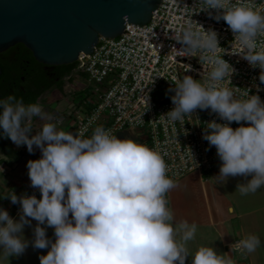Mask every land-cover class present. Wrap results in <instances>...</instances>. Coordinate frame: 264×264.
<instances>
[{
	"label": "clouds",
	"instance_id": "9594fccd",
	"mask_svg": "<svg viewBox=\"0 0 264 264\" xmlns=\"http://www.w3.org/2000/svg\"><path fill=\"white\" fill-rule=\"evenodd\" d=\"M203 9L223 10L215 16L223 19L235 37L246 47V59L259 67V80L264 83V46L257 50L255 39L264 35V14L252 0H200ZM184 47L181 51L200 50L213 65L204 82L185 75L171 81L175 107L166 115L183 122L194 110L211 109L228 123H207L203 139L215 146L222 161L218 177L252 176L238 184L241 195L255 193L264 186V102L259 95L237 99L221 82L235 71L218 56L219 42L215 31L194 30L191 25L175 35ZM180 52V51H179ZM259 90V86H257ZM44 121L35 135L33 121ZM56 117L36 103L25 104L14 95L0 98V128L17 146H34L42 156L27 163L35 195H10L19 203V221L0 209V246L6 255H20L28 247L23 238L25 225L32 218L35 249L50 247L39 257L40 264H233L231 257L218 254L211 246H200L194 254L187 244L195 238L198 225L182 220L174 223V213L167 207L166 194L176 187L167 175L161 153L146 143L119 139L103 126L86 137L87 126L73 132L57 128ZM248 122L233 128L231 122ZM210 130V131H209ZM71 214V216H70ZM54 228L55 241L46 235ZM179 237V238H178ZM261 245L256 235L240 241V246L253 253Z\"/></svg>",
	"mask_w": 264,
	"mask_h": 264
},
{
	"label": "built area",
	"instance_id": "2783aa9c",
	"mask_svg": "<svg viewBox=\"0 0 264 264\" xmlns=\"http://www.w3.org/2000/svg\"><path fill=\"white\" fill-rule=\"evenodd\" d=\"M254 7L264 14V0H252ZM200 0H161L148 22H126L117 37H100L91 53H81L75 61L74 73L86 74V85L91 87L89 109L73 111V133L87 126L86 137L93 129L103 126L112 135L122 131H138V143H146L161 153L167 165V175L173 181L191 171L209 173L218 161L217 149L203 139L207 123H228L211 109H196L183 122L172 121L166 115L175 105L171 97L175 87L173 77L182 80L192 76L201 83L213 65L200 50L181 51L175 35L182 34L189 25L201 33L215 31L219 46L218 56L235 71L221 82L237 99L245 95H259L264 102V83L261 69L244 59L247 50L227 23L215 16L223 10L203 9ZM257 50L264 46V35L255 39ZM180 51V52H179ZM259 86V90L257 88ZM164 94L158 97L160 91ZM248 122H231L234 129ZM210 131V130H209ZM40 194L31 187L26 194ZM22 207V206H21ZM239 246L238 244L236 245Z\"/></svg>",
	"mask_w": 264,
	"mask_h": 264
},
{
	"label": "crops",
	"instance_id": "0c3cea01",
	"mask_svg": "<svg viewBox=\"0 0 264 264\" xmlns=\"http://www.w3.org/2000/svg\"><path fill=\"white\" fill-rule=\"evenodd\" d=\"M73 74L75 76L80 75L78 73ZM76 85L78 90L68 98L73 103L72 107L70 106L64 112L58 109V100H45L50 92L58 88L56 85L46 91L45 98L38 101L46 111L55 115V122H57V128L59 130L73 132L75 126L73 111L81 106L79 104L80 95L77 96V94L84 90H90L91 88L86 85V79H78ZM88 102V104H83V110L91 107L92 101L89 100ZM43 123L44 121H39L38 118L34 119L32 125L34 129L31 135H35L37 132L36 129H39ZM140 137L138 131H127L123 134L120 133L117 138L132 139L138 142ZM12 144L14 148L21 151V156L18 160H15L4 153L0 154V209L8 211L10 217L19 221L21 205L19 203L13 204L10 195L14 193L19 198L30 191L32 186L28 175L29 169L27 168V163L30 160L40 159L42 153L35 146L34 151L29 153L26 145L17 146L14 142ZM221 164L222 161L219 159L216 167L209 173L191 171L180 179L175 180L176 187L166 194L167 207L173 211L174 221L177 220L180 222L186 220L188 216L194 217V221L199 226L198 232L201 237V246H211L218 254H225L226 258L231 257L233 264H264V186L255 193H249L247 195H241L237 190L238 184L247 183L252 179L251 175L248 177L239 176L238 179L235 177L233 181H230L231 184L234 183L236 185L233 194L229 197L230 199H222L219 197L216 200L217 202L213 204L209 200V194L205 196L203 191L202 201L205 205V210L199 213L190 206V199H188L190 188L187 187L184 178L196 172L199 182L206 183L212 174L219 176L220 171L218 168L221 167ZM227 183L228 180H224V184L226 185ZM219 196H222V194H219ZM39 198H42L41 193L38 196ZM28 219L31 223L30 225H25L22 232L23 238L29 241L28 247L24 253L18 256H8L3 253V247L0 246V264H40L39 257L41 255H47L50 247L46 249H35L32 246L31 242L34 240V228L38 222L32 218ZM41 226L46 228L47 237L54 242V228L48 227L46 224ZM250 234L258 236L261 240V245L253 253H248L240 246V241L246 239ZM237 244L239 245L238 247L236 246ZM178 263L177 261L176 264Z\"/></svg>",
	"mask_w": 264,
	"mask_h": 264
},
{
	"label": "water",
	"instance_id": "95a60500",
	"mask_svg": "<svg viewBox=\"0 0 264 264\" xmlns=\"http://www.w3.org/2000/svg\"><path fill=\"white\" fill-rule=\"evenodd\" d=\"M160 1L0 0V51L23 43L46 65L73 63L100 37L120 35L126 22H148Z\"/></svg>",
	"mask_w": 264,
	"mask_h": 264
},
{
	"label": "flooded vegetation",
	"instance_id": "af4514ba",
	"mask_svg": "<svg viewBox=\"0 0 264 264\" xmlns=\"http://www.w3.org/2000/svg\"><path fill=\"white\" fill-rule=\"evenodd\" d=\"M0 68V98L11 94L22 99L36 98L38 102L48 89L67 77L62 76L61 68L56 65H46L36 60L23 43L0 51Z\"/></svg>",
	"mask_w": 264,
	"mask_h": 264
},
{
	"label": "rangeland",
	"instance_id": "374dc122",
	"mask_svg": "<svg viewBox=\"0 0 264 264\" xmlns=\"http://www.w3.org/2000/svg\"><path fill=\"white\" fill-rule=\"evenodd\" d=\"M80 74V75H79ZM78 75L80 76H75L70 75L64 78V80L57 84L56 86L58 87L56 90L50 92L47 95V98L45 100L47 101H52L58 100V109L61 110L62 112L66 111L68 108H70V106L72 107L71 103L72 101H70L68 98L70 96L73 95L74 92H76L78 90L77 87V82L78 79H86V74L85 73H79ZM45 94H47L45 92ZM83 94H85V92H83ZM164 94L163 90L160 91L158 93V97L162 96ZM43 98H45L43 96ZM41 98V99H43ZM71 104V105H70ZM83 105L80 106V108H82ZM3 153L0 151V154ZM220 171V168H218ZM236 179L239 178V176H235ZM235 177H228L227 179H220V177L215 176L214 174L211 175L210 179L208 180V182L204 183V182H199L198 179V174L196 172H193L191 174H189L188 176H186L184 179V181L187 184V187H189V196L188 199H190V206L195 209L196 211H198L199 213H201L200 211L205 210V205L203 204L202 201V195H203V191L205 193V196H209V200L211 203H216L217 199L219 197H221L222 199H230L229 197L233 194V190L236 188V185L234 183L231 184L230 181H233V178ZM235 179V180H236ZM224 180H228V183L225 185L224 184ZM236 183V182H235ZM225 185V186H224ZM232 191V192H231ZM219 194H222V196H219ZM170 205L171 203L168 202ZM186 220L189 223H196L198 225V223L196 221H194V217H190L188 216V218H186ZM179 221H174V223H178ZM199 227V226H198ZM197 227V232L195 234V238L191 241L188 242L187 247L189 249V252L194 254L196 252V250L199 248V246H201V237L199 236V228ZM179 238V237H178ZM179 264V263H178ZM185 264H192V256L189 255L185 261Z\"/></svg>",
	"mask_w": 264,
	"mask_h": 264
},
{
	"label": "trees",
	"instance_id": "16d2710c",
	"mask_svg": "<svg viewBox=\"0 0 264 264\" xmlns=\"http://www.w3.org/2000/svg\"><path fill=\"white\" fill-rule=\"evenodd\" d=\"M75 66H76V62L56 65V67L61 68L62 76L72 75L74 73ZM47 89H48V86H47ZM82 92H85V94H83ZM90 93H91V90H84V91L79 92V94H77V96L80 95L79 96L80 97L79 104H81V105L88 104L89 102L87 99H88ZM23 101L25 103H36L37 102L36 98L23 99ZM0 139H1V141H0L1 151L5 155L12 157L15 160H18L21 156V151L14 148L11 139L4 136L3 130L0 131Z\"/></svg>",
	"mask_w": 264,
	"mask_h": 264
}]
</instances>
